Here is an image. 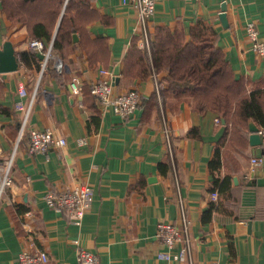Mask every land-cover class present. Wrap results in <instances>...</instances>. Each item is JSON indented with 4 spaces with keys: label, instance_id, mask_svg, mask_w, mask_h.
Segmentation results:
<instances>
[{
    "label": "crops",
    "instance_id": "1",
    "mask_svg": "<svg viewBox=\"0 0 264 264\" xmlns=\"http://www.w3.org/2000/svg\"><path fill=\"white\" fill-rule=\"evenodd\" d=\"M90 3L98 16L86 25L89 36L83 40L91 48L92 40L104 37L106 63L89 61L80 33L64 52L52 48L48 53L49 45L44 50L29 45L28 28L12 23L0 6V49L10 41L20 63L16 70L0 72V164L10 162L12 182L4 186L0 198V264H15L23 248L46 249L50 264H79L75 239L96 252L102 264H180L157 258L164 246L156 230L164 219L182 227V206L190 220L194 262L264 264V163L253 180L244 179L250 156L264 155L262 146L250 143V130L245 152H234L238 163L229 161L234 169L231 192L219 194L210 211L214 198L209 162L226 130L224 120L216 123L217 113L200 114L189 100L175 104L172 98L162 108L158 97L146 108L139 105L128 118L104 109L91 94L101 67L111 72L116 92L138 88L143 98L150 99L155 86L151 76L145 80L122 76L132 38L138 36L140 47L143 41L136 11L121 0ZM223 3L227 23L220 17ZM155 6L148 20L151 40L158 26H182L188 31L202 23L216 30V45L236 76L253 82L264 79V54L252 50L245 30L253 22L264 39V0H159ZM73 75L84 82L80 97L70 90ZM21 83L27 88L25 96L18 93ZM18 101L28 112L23 129L26 111L16 108ZM32 126L51 128L65 137L66 144L48 154H30ZM192 127L198 129L197 136L189 135ZM81 138L86 141L83 145L78 143ZM227 171L222 166L221 176ZM3 174L0 170V186ZM79 181L94 188L93 205L81 225L44 199L52 188H69Z\"/></svg>",
    "mask_w": 264,
    "mask_h": 264
},
{
    "label": "trees",
    "instance_id": "2",
    "mask_svg": "<svg viewBox=\"0 0 264 264\" xmlns=\"http://www.w3.org/2000/svg\"><path fill=\"white\" fill-rule=\"evenodd\" d=\"M66 0H0L1 10L14 24L28 28L31 39H39L48 45L51 42ZM60 28L53 41V49L64 52L74 42V35L80 33L82 46L91 63L108 60V43L102 36L91 41L93 47L83 40L89 36L87 24L97 18V11L90 0H68ZM217 32L199 23L188 31L182 26L170 28L158 26L151 40L150 59L140 47L138 36L132 38L124 58L122 76L130 79H148L154 72H164L160 82L164 98L162 106L169 105V98L175 104L189 100L193 110L205 114L209 110L224 120V135L217 141L211 158L213 175L211 191L218 197L230 194L232 185L230 163L237 164L234 152L243 154L248 147L250 122L264 126V79L253 82L246 76L234 74L225 53L216 45ZM89 44V43H88ZM150 99L141 98L140 105L146 108L154 103L156 93ZM198 129L192 127L190 136H197ZM222 166L227 167L221 176ZM253 179H250L251 181ZM228 194V196H229ZM216 200H211V211ZM211 212H207L210 214Z\"/></svg>",
    "mask_w": 264,
    "mask_h": 264
},
{
    "label": "built area",
    "instance_id": "3",
    "mask_svg": "<svg viewBox=\"0 0 264 264\" xmlns=\"http://www.w3.org/2000/svg\"><path fill=\"white\" fill-rule=\"evenodd\" d=\"M159 0H121V2L129 7H132L136 11V17L138 23L141 26V36L143 41L141 48L150 52L151 38L148 30V20L151 18L156 10V3ZM246 35L251 42L252 50L258 55L264 54V39L259 35L257 25L253 22H249L246 27ZM29 45L36 47L40 50H44L48 45V53L51 52V44H44L42 40L30 39ZM58 66L63 67L62 62H59ZM100 79L92 83L91 94L96 97L101 106L111 108L115 113H118L123 118H128L140 105L141 95L139 89L131 88L126 91L116 92L114 90L113 81L111 78V72L101 67L99 70ZM154 81L155 93L159 100V106L162 108V101L164 94H162V83L156 72L151 76ZM70 90L74 96L80 97L84 90V82L77 75H73L70 78ZM18 93L21 96L27 95V88L25 84H19ZM16 108L22 111L25 110L23 102L18 101ZM28 112L26 111L25 118L21 125L23 129L27 124ZM216 123L221 121V118L217 116L215 118ZM167 130V129H166ZM168 132V130H167ZM29 143L27 150L30 154L45 153L48 154L52 148L64 146L66 139L63 136H59L51 128L41 130L35 126H32L28 130ZM258 134L261 137L260 145L264 149V126L258 129ZM85 139L78 140L79 145L85 144ZM171 139L167 138V147L172 150ZM264 155H251L249 159V165L245 171L244 179H253L256 170L263 165ZM10 162L6 165L0 164V170L4 171L2 184L0 188V198L2 196L5 185H11V178L9 176ZM94 188L88 182L79 181L74 186L64 189H51L44 195L45 202L50 208H54L62 215L74 223L81 225L84 215L93 205ZM211 196L215 199L218 197L217 191H212ZM182 227L176 222L170 220H159L156 230V236L163 244V248L159 249L156 253L158 259H165L168 261H178L180 264H197L194 262L191 253L190 237L188 235V228L190 220L186 217L184 207L181 209ZM25 227L28 225L25 223ZM74 243L77 247L76 256L79 264H102L100 256L91 251L90 249L83 248L80 245L79 239H75ZM15 264H50L51 256L46 249L42 248H23L19 254ZM211 264H218L213 261Z\"/></svg>",
    "mask_w": 264,
    "mask_h": 264
},
{
    "label": "water",
    "instance_id": "4",
    "mask_svg": "<svg viewBox=\"0 0 264 264\" xmlns=\"http://www.w3.org/2000/svg\"><path fill=\"white\" fill-rule=\"evenodd\" d=\"M68 0H66V3H67ZM66 3L64 5V10L58 20V23H57V28L55 30V33L53 35V38L50 42L51 44V47L50 49L52 50L53 48V41L57 35V32L60 28V23H61V20L64 16V12H65V6H66ZM226 9H227V6L225 3H223V6H222V11L220 13V17L222 19V22H226ZM74 38H76V36H74ZM3 47L0 49V72H9V71H13V70H16L19 68L20 66V63L18 61V57H17V54H16V50H15V46L10 42V41H5L2 45ZM39 56L42 58V59H48V56L45 55V53H40ZM251 128V135H250V143L253 144V145H257V144H260L261 143V137L260 135L258 134V129L259 127H257L256 125H251L250 126Z\"/></svg>",
    "mask_w": 264,
    "mask_h": 264
}]
</instances>
